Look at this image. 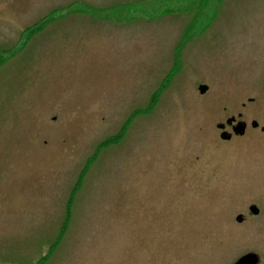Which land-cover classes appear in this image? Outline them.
<instances>
[{
  "label": "rangeland",
  "instance_id": "obj_1",
  "mask_svg": "<svg viewBox=\"0 0 264 264\" xmlns=\"http://www.w3.org/2000/svg\"><path fill=\"white\" fill-rule=\"evenodd\" d=\"M263 36L264 0H0V264H264V145L212 128Z\"/></svg>",
  "mask_w": 264,
  "mask_h": 264
},
{
  "label": "flooded vegetation",
  "instance_id": "obj_2",
  "mask_svg": "<svg viewBox=\"0 0 264 264\" xmlns=\"http://www.w3.org/2000/svg\"><path fill=\"white\" fill-rule=\"evenodd\" d=\"M245 74L250 79L244 77L237 81L236 100L232 99L219 109L218 115L212 122L217 140L225 144L236 141V149L239 148L242 151L252 145H264V36L258 40L256 63L253 67L246 68ZM207 92L208 90L201 95ZM245 196L247 197L244 198L243 203L241 201L236 203V215L234 216L236 229L252 228L254 221L258 220L262 213L256 196H254L256 200H252L248 195ZM252 205L258 209L255 214L250 209ZM249 251L256 252L248 250L242 255ZM238 256L240 257L241 254ZM258 256L260 259L259 254Z\"/></svg>",
  "mask_w": 264,
  "mask_h": 264
},
{
  "label": "water",
  "instance_id": "obj_3",
  "mask_svg": "<svg viewBox=\"0 0 264 264\" xmlns=\"http://www.w3.org/2000/svg\"><path fill=\"white\" fill-rule=\"evenodd\" d=\"M207 89L206 85H200L199 91L203 93ZM252 211L254 213L257 212V210L254 207H251ZM258 262V256L255 253H247L240 257L234 264H256Z\"/></svg>",
  "mask_w": 264,
  "mask_h": 264
},
{
  "label": "trees",
  "instance_id": "obj_4",
  "mask_svg": "<svg viewBox=\"0 0 264 264\" xmlns=\"http://www.w3.org/2000/svg\"><path fill=\"white\" fill-rule=\"evenodd\" d=\"M115 140H116V138H114V137L112 138V137H111V138H109L108 140H106V144H107V143L114 142Z\"/></svg>",
  "mask_w": 264,
  "mask_h": 264
}]
</instances>
